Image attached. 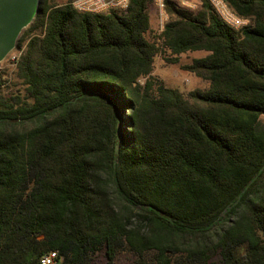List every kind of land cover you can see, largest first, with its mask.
<instances>
[{"label":"trees","instance_id":"obj_1","mask_svg":"<svg viewBox=\"0 0 264 264\" xmlns=\"http://www.w3.org/2000/svg\"><path fill=\"white\" fill-rule=\"evenodd\" d=\"M63 1L18 39L25 93L0 75V264H264V0H225L240 31L165 0L160 43L155 0ZM161 49L208 53L182 69L209 88L153 78Z\"/></svg>","mask_w":264,"mask_h":264},{"label":"rangeland","instance_id":"obj_2","mask_svg":"<svg viewBox=\"0 0 264 264\" xmlns=\"http://www.w3.org/2000/svg\"><path fill=\"white\" fill-rule=\"evenodd\" d=\"M173 1H175L179 6L190 9L191 11L199 10L202 3V0ZM57 2L64 3L63 0H57ZM160 2L161 0H155L149 9V14L151 17V30L148 33L147 38L150 41L156 43H160L159 38L164 30L165 25L170 20V16L167 13L166 8L162 9L160 7ZM27 28L23 30L20 37L24 35ZM30 39L31 37L27 38L22 48H17L16 46V48L3 61L0 62V75L4 81V84L1 87V94L6 97H10L12 95L22 96L25 93L24 83L18 76V65L21 60V56L27 49ZM207 55L208 53L206 52H189L179 56V62L174 64L170 62V60L174 59L175 56H173L170 52L161 49L155 59L153 78L160 80L167 87L180 90L185 95L194 90H206L209 88V83L207 81L198 78L193 73L183 70L182 67L184 65L191 64L195 59L202 58ZM13 56L19 57L17 64L13 62ZM144 82L145 79L142 80V83ZM99 264H105L104 259H101ZM117 264H132V261L128 260V257H122L118 260Z\"/></svg>","mask_w":264,"mask_h":264},{"label":"built area","instance_id":"obj_3","mask_svg":"<svg viewBox=\"0 0 264 264\" xmlns=\"http://www.w3.org/2000/svg\"><path fill=\"white\" fill-rule=\"evenodd\" d=\"M210 3L218 16L235 30H240L251 26V20L238 16L225 0H206ZM131 0H74L72 6L79 12L87 13H107L111 10L126 11ZM160 7L165 8L164 1L161 0ZM13 62L17 64L19 57L13 56ZM63 258L58 251H52L44 255L41 264H59Z\"/></svg>","mask_w":264,"mask_h":264},{"label":"water","instance_id":"obj_4","mask_svg":"<svg viewBox=\"0 0 264 264\" xmlns=\"http://www.w3.org/2000/svg\"><path fill=\"white\" fill-rule=\"evenodd\" d=\"M42 0H0V62L17 46L23 30L32 24Z\"/></svg>","mask_w":264,"mask_h":264}]
</instances>
